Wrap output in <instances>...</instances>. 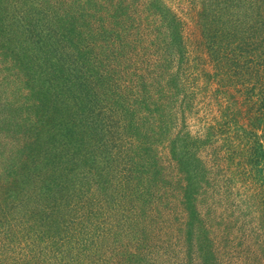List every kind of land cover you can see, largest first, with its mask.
Segmentation results:
<instances>
[{
	"label": "trees",
	"instance_id": "1",
	"mask_svg": "<svg viewBox=\"0 0 264 264\" xmlns=\"http://www.w3.org/2000/svg\"><path fill=\"white\" fill-rule=\"evenodd\" d=\"M189 17L193 50L162 0H0V264H264V0Z\"/></svg>",
	"mask_w": 264,
	"mask_h": 264
},
{
	"label": "rangeland",
	"instance_id": "2",
	"mask_svg": "<svg viewBox=\"0 0 264 264\" xmlns=\"http://www.w3.org/2000/svg\"><path fill=\"white\" fill-rule=\"evenodd\" d=\"M162 2L169 7V9L171 11H173V13H175V15L184 22V24L186 25V28L188 27V31L186 29L185 32V38L189 37V42L191 40L192 43H190V47L192 49V46L194 45L193 43V39L194 37L192 36V30L196 29L195 23L191 20V17H189V13H190V9H199L200 8V3L202 2V0H162ZM193 50V49H192ZM193 57V55H191ZM7 65L6 64H1L0 63V95H4L6 93V96L8 98V100H12L11 99V90L14 89L15 84V72L8 70V68H6ZM208 67H206L207 69ZM209 71H210V67H209ZM196 73L198 72H192L191 75L196 76ZM205 80L203 79H199L195 84H194V99L193 102H189V104L191 105V110L189 112H187V115L185 117V127L186 130H188V132L190 133L191 136L193 137H200L202 136L203 132L205 131L206 127L208 126V124L212 123V120L214 121V119L217 117L218 112H217V106L214 104L213 100L210 99V95L208 90L211 89V87H216V84L213 83L211 87H208L205 85ZM204 87V88H203ZM174 133V131H173ZM2 135V134H1ZM200 156L205 159L204 157H207L205 153H199ZM262 168V173L260 174L258 172V168ZM264 174V164L259 165L258 167H255L254 170H252V175L250 180H255L257 177H262ZM235 189H243V186L238 185ZM161 197L162 201L167 200H172L176 195H157ZM247 196L249 195H231L230 198H228V195H225V200L228 204H230L229 208L230 210L233 212V214L239 215L241 213H246V205L245 204V200L247 201ZM219 196H216L215 201L216 202V207L217 210H221L222 209V203H221V198L219 200ZM233 199V200H232ZM232 203L234 205L239 206V209L237 207H235L234 205H232ZM232 205V206H231ZM205 207V206H204ZM202 209V206H201ZM241 211V213H240ZM204 212V211H203ZM170 218V217H168ZM241 219H245V218H241ZM250 218H247L246 220L248 221ZM172 221V220H171ZM173 222V221H172ZM137 227H133V230H136ZM151 229H147L145 231V234H143L142 236H140V240H142V242L144 243H149L151 242L152 244L155 242H152L153 240L155 241V239H160L161 242H159L158 244H161L163 241V245L165 244L166 240L167 241H171V238L173 239L172 241H174L173 236L175 235L172 232H166L164 231V228H160L158 231H150ZM166 239V240H163ZM167 244V242H166ZM143 247V245H142ZM162 247V246H161ZM172 264V263H171ZM174 264V263H173ZM222 264V263H220ZM240 264V263H239Z\"/></svg>",
	"mask_w": 264,
	"mask_h": 264
}]
</instances>
